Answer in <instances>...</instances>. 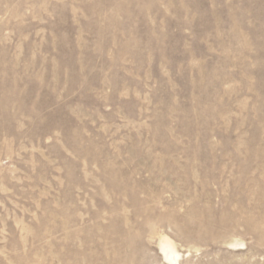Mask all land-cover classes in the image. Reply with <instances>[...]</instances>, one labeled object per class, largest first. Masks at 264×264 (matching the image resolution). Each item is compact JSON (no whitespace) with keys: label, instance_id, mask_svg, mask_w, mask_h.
Listing matches in <instances>:
<instances>
[{"label":"rangeland","instance_id":"1","mask_svg":"<svg viewBox=\"0 0 264 264\" xmlns=\"http://www.w3.org/2000/svg\"><path fill=\"white\" fill-rule=\"evenodd\" d=\"M167 255L264 264V0H0V264Z\"/></svg>","mask_w":264,"mask_h":264},{"label":"bare ground","instance_id":"2","mask_svg":"<svg viewBox=\"0 0 264 264\" xmlns=\"http://www.w3.org/2000/svg\"><path fill=\"white\" fill-rule=\"evenodd\" d=\"M174 256H176V255H167L168 260H169L170 263H172V264L175 263V261H174ZM176 261H177V260H176Z\"/></svg>","mask_w":264,"mask_h":264}]
</instances>
